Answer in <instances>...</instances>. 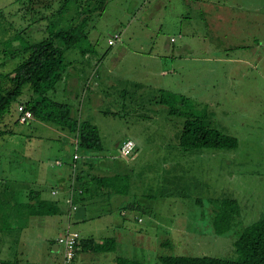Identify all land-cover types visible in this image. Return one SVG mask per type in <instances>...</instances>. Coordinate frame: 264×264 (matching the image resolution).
Listing matches in <instances>:
<instances>
[{"label":"rangeland","instance_id":"rangeland-1","mask_svg":"<svg viewBox=\"0 0 264 264\" xmlns=\"http://www.w3.org/2000/svg\"><path fill=\"white\" fill-rule=\"evenodd\" d=\"M62 1L0 0V92L23 60L16 53L23 43L42 41L53 24L57 30L78 24L71 19L75 6L56 13ZM114 35L120 38L110 47ZM64 61L79 86L71 97L59 82L47 97L97 127L102 162L114 165L99 164L114 186L92 205L96 218L50 217L47 225H33L26 243L36 259L48 264L42 240L52 242L62 225L80 240L115 241L114 252L78 248L74 264H114L115 256L151 264L165 255L237 259L240 233L264 217V0H108ZM35 98L26 86L0 124V173L7 187L50 176L59 170L54 163L73 153L68 135L52 123L16 122L17 106ZM178 109L203 116L237 147L184 151V118L170 112ZM125 137L141 148L124 158L116 146ZM230 200L237 211L225 206ZM135 202L139 208L132 209ZM226 215L232 216L224 223L229 230L216 235L214 221Z\"/></svg>","mask_w":264,"mask_h":264},{"label":"trees","instance_id":"trees-1","mask_svg":"<svg viewBox=\"0 0 264 264\" xmlns=\"http://www.w3.org/2000/svg\"><path fill=\"white\" fill-rule=\"evenodd\" d=\"M107 1L63 0L62 6L56 13H65L70 9L72 10L75 6V10L73 9L75 17L71 19H78V24L71 25L65 30H57L55 29L57 25L53 24L51 25L52 30L49 36L42 41L32 44L23 43L21 48L16 51L17 55L23 56L22 62L11 74L5 76L10 86L4 92H0V124L4 122L6 114L9 113L11 104L20 97L23 89L29 86L36 98L24 104V108L26 111L31 112L32 119L36 118L43 122H50L60 131L65 132L68 138L72 137L73 139L72 144L69 145L70 149H73V153L71 155L68 154L70 157L60 159V166H57L56 162L54 163V166L59 169L67 167L70 171L69 180L73 177L72 170L75 168L72 201L68 202L67 198L56 201L40 198L36 206L37 212H34L35 209L33 208L31 212H28L31 216L62 217L70 215V219H68V222H70L73 217L72 215H74L72 214L73 206L86 207V195L90 187L85 184L92 186L95 180L91 172H84L82 168L87 164L86 160L88 158L86 156H97L103 150L100 135L93 123L77 118L70 106L50 100L47 94L54 91L57 84L63 80L67 69L64 61L65 52L71 49L81 37H85V30L89 27L95 16H100L103 13ZM79 112L80 110L78 109ZM170 112L184 118L183 129L179 136V146L184 151L190 152L201 149L230 150L237 147L236 139L210 128L203 116H194L190 112L182 113L179 109L171 110ZM17 120L16 122L18 123L19 117ZM4 134L5 132L0 130V136ZM137 150L138 145L132 155ZM76 154L79 157L78 160H74ZM83 176L87 178L91 176V181L84 183ZM101 181H110L108 186H113L111 178L97 179L98 183H101ZM101 188L104 189L105 186ZM64 191L68 195L70 186L68 185ZM8 204L6 202V226L11 228L12 223L9 222L8 215L12 209V205L8 206ZM225 206L237 211V203L234 200L225 202ZM27 208L28 206L25 209L27 210ZM137 208L139 206L136 202L132 204V209ZM231 218L232 216L226 215L215 219L216 235H223L228 232L229 227L224 226V223L227 221L230 224ZM234 247L238 256L235 260L165 255L159 256L155 264H264V217L257 223L243 229L234 243ZM78 248L80 252H114L115 241L113 239H105L103 242L97 243L93 238H89L88 240H80ZM114 264L151 263L115 256Z\"/></svg>","mask_w":264,"mask_h":264},{"label":"crops","instance_id":"crops-1","mask_svg":"<svg viewBox=\"0 0 264 264\" xmlns=\"http://www.w3.org/2000/svg\"><path fill=\"white\" fill-rule=\"evenodd\" d=\"M218 0H209L210 3H214ZM114 46V45H113ZM110 46V47H113ZM76 72H70L66 70L62 82V88H64V92L69 95L72 93V87L79 86V76H74L73 74ZM77 74V73H76ZM98 80V79H95ZM68 89V90H66ZM77 95V94H76ZM71 96V95H69ZM93 96V95H92ZM73 97V93L72 96ZM77 98V97H76ZM94 100L96 101V95L94 94ZM74 109H80V107H75ZM97 128V127H96ZM101 138V137H100ZM131 139L136 142L138 145V150L141 148V143L139 141H136L132 138L125 137L124 139L120 140L116 146V148L119 151V148L121 144L127 140ZM72 137H69V145L72 144ZM96 156V155H95ZM95 156H86L88 158L86 160L87 164L82 168L84 172H87L89 169V172H91L94 177V182L96 183L95 186H91L88 189L87 195H86V207H85V219L96 218L95 214H93L92 205L94 202L100 198H106L107 194L102 193L103 186L107 187V182L101 181V183L97 182V179L103 178H109V175L104 174L102 165H114L113 162H109L105 164L103 161L104 156L97 155ZM133 156V155H132ZM99 163H102L100 165ZM98 165L95 166L94 169L92 168V165ZM64 169L54 170L52 171L51 175H39L38 177L34 178V184H32V180L29 183H19L16 181V184L11 185L7 187V182L4 181V176L2 173H0V264H42L39 262V260L36 259L37 252L32 251L27 246V238L31 235V229L33 225H47L44 220L52 218H59L64 219L65 221H68V216H47V217H37V216H31L28 214V212L32 211V208L35 209L34 212H37L36 206L39 203V199L48 200V201H56V200H62L66 199L67 195L65 194V189L68 187V176H59V173L65 174L66 170L70 173V171L67 169V167H63ZM106 170V169H105ZM109 170V169H108ZM47 171V170H46ZM111 170H109L110 172ZM103 174L102 176H100ZM60 177V178H59ZM84 183L91 181V176L89 178L84 177ZM50 180V185L47 186V183ZM21 184V185H20ZM37 186V188H33V186ZM88 186L87 184H85ZM102 185V186H101ZM114 186V183H113ZM89 187V186H88ZM46 190L49 191L48 198H45ZM56 191V195H53L52 192ZM110 201V200H109ZM6 202H8V206H11V210L9 212L8 218L9 222L12 223V226H20L16 227L15 230L13 227L9 228L6 226ZM21 205V206H20ZM20 206V207H19ZM26 206H28L27 210L25 209ZM78 207V206H76ZM90 208V210L87 213V208ZM23 208V209H22ZM125 209V208H124ZM123 209L122 213H125L126 211ZM99 217V216H97ZM43 219V220H42ZM140 220V219H139ZM40 223V224H38ZM64 226L62 225L61 233L58 235L52 242L47 241L45 236L42 235L37 238H44L42 240L43 244L46 247V244H48L47 248V256L50 261L48 264H58L60 263L62 253L61 250L57 244V239L64 234ZM12 248V251H11ZM10 252L11 255L7 256L6 254ZM76 258V256H75ZM74 264V263H73Z\"/></svg>","mask_w":264,"mask_h":264},{"label":"built area","instance_id":"built-area-1","mask_svg":"<svg viewBox=\"0 0 264 264\" xmlns=\"http://www.w3.org/2000/svg\"><path fill=\"white\" fill-rule=\"evenodd\" d=\"M120 36L114 35V38L109 41V46H113L116 40H119ZM17 113L19 117L20 124H26L32 119V114L29 111H26L23 105L17 106ZM136 142L127 139L125 140L120 146V155L121 157H129L133 154L136 149ZM79 157L76 154L74 156V160H78ZM57 166H60V162L55 163ZM73 177L75 174V168H73ZM73 183V179H72ZM56 191H53L52 194L56 195ZM72 201V200H71ZM76 207H72V214H74ZM70 219V215H69ZM80 235L77 232L69 231L68 229L64 232L62 236L57 239V244L61 250L62 257L59 264H73L76 256V251L78 250V243H79Z\"/></svg>","mask_w":264,"mask_h":264},{"label":"water","instance_id":"water-1","mask_svg":"<svg viewBox=\"0 0 264 264\" xmlns=\"http://www.w3.org/2000/svg\"><path fill=\"white\" fill-rule=\"evenodd\" d=\"M74 219L76 221H81L85 219V207L78 206L75 208Z\"/></svg>","mask_w":264,"mask_h":264}]
</instances>
